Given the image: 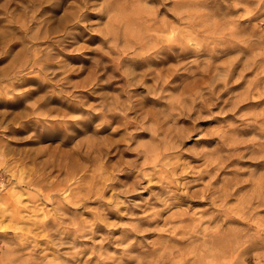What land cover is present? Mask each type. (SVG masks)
<instances>
[{
	"label": "clouds",
	"instance_id": "clouds-1",
	"mask_svg": "<svg viewBox=\"0 0 264 264\" xmlns=\"http://www.w3.org/2000/svg\"><path fill=\"white\" fill-rule=\"evenodd\" d=\"M0 264H264V0H0Z\"/></svg>",
	"mask_w": 264,
	"mask_h": 264
}]
</instances>
